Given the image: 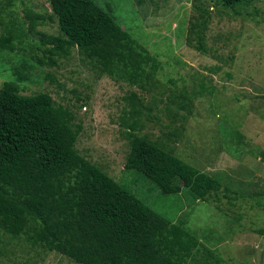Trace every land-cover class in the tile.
<instances>
[{"label":"rangeland","instance_id":"1","mask_svg":"<svg viewBox=\"0 0 264 264\" xmlns=\"http://www.w3.org/2000/svg\"><path fill=\"white\" fill-rule=\"evenodd\" d=\"M9 1L0 0L4 14L52 13L49 0H14L8 7ZM95 1L160 61L154 82L136 87L100 77L77 49L56 65L41 63L49 55L39 32L57 35L54 20L25 31L13 51L0 49V89L18 80L17 71L30 75L19 82L23 95L47 92L74 112L75 125L82 127L75 146L81 155L216 250L222 264H264V0L235 11L214 0ZM205 20L207 55L188 43L192 36L196 45L190 29ZM5 32L0 25V37ZM132 92L143 100L136 132L174 147L181 160L218 178L220 192L205 202L187 189L164 195L141 173L126 169L131 122L123 119L130 118L126 98ZM184 97L187 107L178 108ZM22 243L1 264H76Z\"/></svg>","mask_w":264,"mask_h":264},{"label":"trees","instance_id":"2","mask_svg":"<svg viewBox=\"0 0 264 264\" xmlns=\"http://www.w3.org/2000/svg\"><path fill=\"white\" fill-rule=\"evenodd\" d=\"M214 1L235 11L256 0ZM49 2L52 13L48 16L32 9L21 17L0 11V25L6 31L0 37V49L13 51L15 39L25 36V31H37L56 20L57 35L39 32L49 55L41 63L56 65L77 49L100 77L136 87L155 81L160 61L95 0ZM13 5L14 0L8 2V7ZM206 22L190 29L196 33V45L192 36L188 38L189 45L203 55L208 54ZM17 73L18 80L5 82L0 89V264L2 258L16 256L22 242L33 251L57 253L76 264L224 262L216 250L155 212L81 155L75 146L82 127L75 125L74 112L50 93L23 95L19 82L31 76ZM185 100L178 108L187 107ZM126 101L131 106L130 118L123 119L126 125L131 122L126 169L141 173L164 195L187 189L195 201L205 202L221 191L218 178L181 160L174 147L140 136L136 131L143 100L132 92Z\"/></svg>","mask_w":264,"mask_h":264}]
</instances>
